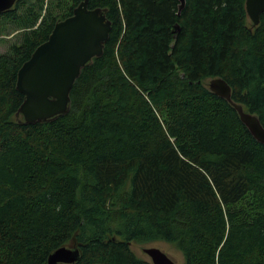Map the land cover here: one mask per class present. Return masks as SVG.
<instances>
[{
  "label": "trees",
  "instance_id": "16d2710c",
  "mask_svg": "<svg viewBox=\"0 0 264 264\" xmlns=\"http://www.w3.org/2000/svg\"><path fill=\"white\" fill-rule=\"evenodd\" d=\"M84 0H17L0 27V264H152L164 241L186 264H264V145L208 87L222 78L264 126V14L246 0H89L112 24L66 116L26 125L17 75ZM56 8L63 11L56 13ZM179 25L180 31H176Z\"/></svg>",
  "mask_w": 264,
  "mask_h": 264
},
{
  "label": "water",
  "instance_id": "95a60500",
  "mask_svg": "<svg viewBox=\"0 0 264 264\" xmlns=\"http://www.w3.org/2000/svg\"><path fill=\"white\" fill-rule=\"evenodd\" d=\"M179 15L186 0H179ZM17 0H0V15L14 8ZM246 11L254 26L264 14V0H246ZM112 24L105 10L90 9L89 0L77 6L72 16L55 24L48 40L37 47L17 75V91L25 98L18 116L26 125L44 123L66 116L71 105V92L83 69L95 58H101L110 39ZM176 31H180L179 25ZM209 90L226 100L238 112L241 122L264 145V126L257 115L234 102L232 88L222 78L211 79ZM152 264H175L159 249H146ZM80 260L77 246L62 247L48 258L47 264H76Z\"/></svg>",
  "mask_w": 264,
  "mask_h": 264
},
{
  "label": "rangeland",
  "instance_id": "374dc122",
  "mask_svg": "<svg viewBox=\"0 0 264 264\" xmlns=\"http://www.w3.org/2000/svg\"><path fill=\"white\" fill-rule=\"evenodd\" d=\"M53 2V6L57 7L61 0H46V2ZM66 1V0H65ZM56 13L62 14L63 11L56 8ZM21 33V30L16 29L12 25H2L0 27V55L6 54L9 52V48L12 44L18 41V37ZM209 83V82H208ZM73 245H69L68 247H72ZM156 248L164 252L175 264H186L185 258L183 254L176 248L175 245L169 244L164 241H156V242H138L132 243L131 249L134 254L145 261L151 262L149 256L145 253L146 249Z\"/></svg>",
  "mask_w": 264,
  "mask_h": 264
}]
</instances>
